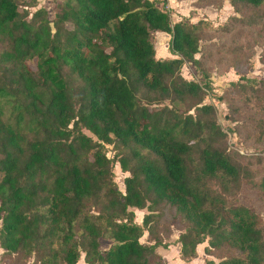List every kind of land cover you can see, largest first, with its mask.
Listing matches in <instances>:
<instances>
[{
	"label": "trees",
	"instance_id": "1",
	"mask_svg": "<svg viewBox=\"0 0 264 264\" xmlns=\"http://www.w3.org/2000/svg\"><path fill=\"white\" fill-rule=\"evenodd\" d=\"M53 1L50 20L39 0H0V264H166L156 247L173 227L185 262L207 239L220 260L205 264H264V161L230 150L203 102L214 68L239 74L226 117L264 146V79L244 78L264 0H229L217 26L172 22L166 0ZM156 32L175 57H156Z\"/></svg>",
	"mask_w": 264,
	"mask_h": 264
},
{
	"label": "rangeland",
	"instance_id": "2",
	"mask_svg": "<svg viewBox=\"0 0 264 264\" xmlns=\"http://www.w3.org/2000/svg\"><path fill=\"white\" fill-rule=\"evenodd\" d=\"M39 5L44 7L47 10L48 18L51 20L56 12V4L53 0H39ZM166 9V8H165ZM208 10H215L212 7H205V8H197L194 6L192 0H187L184 4H182L181 9L179 12L170 9L169 13H174V18L182 17L187 18L189 20L195 21L202 18H211V22L214 26L220 25L225 22L228 16L233 15L232 7L229 4V0H223V6L221 9L217 10V13H213L215 11H211L209 13ZM172 22H174L171 19ZM162 41L163 44L160 42ZM154 47L156 50V55L160 56L162 52V45L166 50V53H169V37L166 35L161 37L160 35L153 36ZM162 44V45H161ZM264 41L256 42L252 48V55L248 60V70L244 74V78H254V79H264V62L261 60V56H264ZM164 55L168 57L169 54ZM182 75L190 80H194L203 84V80L200 77V74L196 71L194 65L190 62H185L182 67ZM214 80V85H212V79ZM239 78V74H235L233 70H229L225 73H219L216 68L211 71L208 85L205 86V92L207 93V97L204 99V103H212L216 109V118L217 122L226 133V144L227 147L239 153L244 158H254L260 157L264 161V146L261 144H254L251 141L245 142L243 139L234 131V125L236 122L231 121L226 117L227 114V104L225 100L222 98L224 90L230 87V85L234 82H237ZM211 82V85H210ZM214 91H213V90ZM87 134L90 135L88 131H85ZM107 156L112 157L114 152L111 149V145H107ZM113 174H114V181L116 182L117 188L123 192L124 184L123 179L125 176L128 175L127 172H122L120 170L119 164L115 162L113 166ZM255 208L259 211L260 216L264 222V203L258 202L255 204ZM134 212V221L137 223H141L142 216L147 212L146 209H137V208H130ZM181 230L178 228L173 227L172 233L170 234L169 238L165 240L168 244L166 247L157 246L156 251L161 255L163 261L166 264H205L207 259H212L215 262L220 260V256L217 254H206L204 252V247L207 245V239L196 246L197 255L195 258L191 259L190 261H183L180 258L179 247L180 244L176 242L178 235L180 234ZM140 241L145 244H150L152 241L149 242L148 234L145 231L143 236L140 238ZM113 242L109 239H101L100 240V248L106 249L108 248ZM29 264H32L31 260ZM76 264H84L83 262V255H81L80 259Z\"/></svg>",
	"mask_w": 264,
	"mask_h": 264
},
{
	"label": "crops",
	"instance_id": "3",
	"mask_svg": "<svg viewBox=\"0 0 264 264\" xmlns=\"http://www.w3.org/2000/svg\"><path fill=\"white\" fill-rule=\"evenodd\" d=\"M193 2L195 1V0H192ZM185 2H187V0H166V4H165V8H166V10H168V11H170V9H173L174 11H176V12H179V9H181V7H182V4H184ZM194 4V3H193ZM195 6V5H194ZM195 7H197V6H195ZM207 7H210V6H207ZM197 8H199V7H197ZM201 8H205V7H201ZM213 8V7H212ZM213 9H215V8H213ZM217 10L218 9H215V10H208L209 11V13H212L211 11H215V12H213V13H217ZM174 16H175V14L173 13L172 14V16H171V14H170V17H171V19L174 21V22H176V21H179V20H181L182 19V17H177V18H174ZM202 19H211V18H202ZM199 20V19H198ZM191 22H196L197 20H195V21H192V20H190ZM155 35H160L161 37H164V36H168L169 37V40H170V35L168 34V33H165V32H156L155 34H154V36ZM162 44H163V42L162 41H160ZM154 43V42H153ZM161 44V45H162ZM168 53V52H167ZM166 53V50L164 49V47H163V45H162V52H161V55L160 56H158V55H156V57H159V58H171V57H175L174 55H172L171 53H170V51H169V56L168 57H165L164 55H166L167 54ZM155 54H156V50H155ZM0 252H1V248H0Z\"/></svg>",
	"mask_w": 264,
	"mask_h": 264
}]
</instances>
